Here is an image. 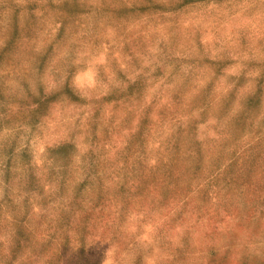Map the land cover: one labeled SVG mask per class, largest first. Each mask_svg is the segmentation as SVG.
I'll list each match as a JSON object with an SVG mask.
<instances>
[{"label": "rangeland", "instance_id": "obj_1", "mask_svg": "<svg viewBox=\"0 0 264 264\" xmlns=\"http://www.w3.org/2000/svg\"><path fill=\"white\" fill-rule=\"evenodd\" d=\"M0 264H264V0H0Z\"/></svg>", "mask_w": 264, "mask_h": 264}]
</instances>
